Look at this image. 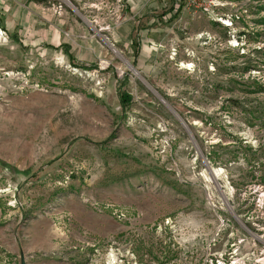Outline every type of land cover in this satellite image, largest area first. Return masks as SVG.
<instances>
[{
  "label": "rangeland",
  "instance_id": "1",
  "mask_svg": "<svg viewBox=\"0 0 264 264\" xmlns=\"http://www.w3.org/2000/svg\"><path fill=\"white\" fill-rule=\"evenodd\" d=\"M67 1L0 0V264H264V0Z\"/></svg>",
  "mask_w": 264,
  "mask_h": 264
},
{
  "label": "water",
  "instance_id": "2",
  "mask_svg": "<svg viewBox=\"0 0 264 264\" xmlns=\"http://www.w3.org/2000/svg\"><path fill=\"white\" fill-rule=\"evenodd\" d=\"M128 66L131 68V69H134V67L132 65H130L129 63H127Z\"/></svg>",
  "mask_w": 264,
  "mask_h": 264
},
{
  "label": "trees",
  "instance_id": "3",
  "mask_svg": "<svg viewBox=\"0 0 264 264\" xmlns=\"http://www.w3.org/2000/svg\"><path fill=\"white\" fill-rule=\"evenodd\" d=\"M1 27H3V29H4V25H3V23H1ZM263 182H264V179H263Z\"/></svg>",
  "mask_w": 264,
  "mask_h": 264
},
{
  "label": "bare ground",
  "instance_id": "4",
  "mask_svg": "<svg viewBox=\"0 0 264 264\" xmlns=\"http://www.w3.org/2000/svg\"><path fill=\"white\" fill-rule=\"evenodd\" d=\"M66 1V3L68 2L67 0H65ZM263 260V259H262Z\"/></svg>",
  "mask_w": 264,
  "mask_h": 264
}]
</instances>
